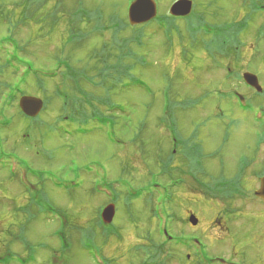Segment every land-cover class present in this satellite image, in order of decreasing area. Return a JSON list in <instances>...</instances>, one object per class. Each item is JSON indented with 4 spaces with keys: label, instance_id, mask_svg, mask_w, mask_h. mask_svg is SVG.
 Listing matches in <instances>:
<instances>
[{
    "label": "rangeland",
    "instance_id": "1",
    "mask_svg": "<svg viewBox=\"0 0 264 264\" xmlns=\"http://www.w3.org/2000/svg\"><path fill=\"white\" fill-rule=\"evenodd\" d=\"M7 1L5 15L12 17L21 11L16 9L18 0ZM176 1L159 0L158 10L167 14L170 5ZM191 2L201 21L226 31H232L237 24L241 25L238 39L221 48L215 44L210 46L216 49L213 52L204 44L211 43L212 36L202 35L191 40L184 34L181 21H174V26L182 34L177 36L176 31L172 33L170 45H167L163 32H152L151 29L155 27L153 23L144 25L145 42L142 46H132V67L137 73L135 79L123 82L126 89H119V84L117 87L110 81L109 94L116 108L109 112L113 113L114 124L107 121L104 127H96L93 123H87L77 128L86 132H63L73 131L75 125L61 119L65 112L55 89L65 87L71 95L92 90L88 85L82 86L78 80L60 78L63 68L52 79L38 80V86L35 84L36 77L28 80L26 94L39 97L43 104L36 118L21 116L17 110V100L12 108L4 109L0 115V154L8 157H0V253L8 249L19 255H13L8 263L2 261L0 264H61L63 258L58 249L59 242L52 235L57 225L52 217L61 220L67 212L73 238L79 236L82 228L92 229L96 211L105 203L102 192L96 190L101 175L109 180L126 181L132 190L151 183L149 173L152 171L154 174L163 163L157 160L156 155L163 159L171 150L162 129L166 124L161 120L168 104L166 89L170 91L168 98L173 102L169 116L179 133L177 143L180 140L188 141L189 151L172 150L170 155L173 160L170 163L172 177L183 178V182L173 189V202L168 205L169 212L174 213L175 218L172 221L165 218L162 198L157 191L148 192L152 196L140 195L129 203L120 198L114 202L113 219V224L118 228L113 230L120 232V235L115 236L118 238L101 239L105 254L111 259V264H141L147 252L144 253V247L139 250L135 248L140 242L149 243L144 238L147 233L158 242L157 232L163 225L173 233L197 234L208 245L210 254L229 253L243 264H264V257L261 256L264 232L260 229L258 216L254 214L260 209L259 204L229 199L226 202L229 204L228 216L234 218H226L224 222L220 211L217 213L224 210L222 203L209 201L211 197H216L217 191L207 194L195 180L196 175L202 180H207L209 176L218 177L222 166L231 172L238 155H250V149L258 137L264 136V114L260 112V109L264 112V10L262 6L252 8L250 3H243L244 0ZM31 4V7H35L34 11L29 10L26 4L21 8L23 12L28 10L31 13L27 16L29 20H25L27 24L17 29L15 35L24 44L21 53L31 60L33 71H55L63 57L70 60L77 72L84 68L92 74L106 65L103 55H95L101 44V36H95L92 31L75 42L77 38L72 36V32L76 28L69 30L73 20L71 16H80V7L94 9L99 4L107 13L124 17L127 0H34ZM73 21L77 29L90 31V25L83 21L82 16ZM5 25L0 19V36L6 32ZM99 25L102 24L97 19L96 27ZM141 27H138L140 31ZM100 28L103 41H110L111 32L105 26ZM130 34L128 27L121 33L123 36ZM28 39L31 40L30 45ZM228 66L232 72L229 76L226 74ZM237 71L254 75L262 90L257 89L254 93L238 81ZM41 77L42 74L39 75ZM10 79L11 73L5 69L0 80L8 82ZM233 90L247 96L251 104L240 106ZM98 93L101 94L100 91ZM84 95L90 100L88 92ZM179 153L186 155L188 160ZM256 158L258 165L264 163L263 145L257 151ZM8 162L19 163L16 174H12L9 169L12 163L8 166ZM23 168L27 169L28 174H33L34 170L44 171V180L40 185L47 189L48 200L56 209L48 207L47 212L45 204H41L42 210L32 205L27 212L31 216L37 214L33 219L28 218L27 212L21 211L28 204L29 195L23 183L36 185L40 182L38 179L36 184L33 183L31 175L26 182H22ZM54 182L64 183L68 189L49 187ZM158 182L165 185L169 179L164 173L158 177ZM233 208H242L244 212L230 215ZM189 212L198 218L195 225L188 220ZM258 215L262 216V211ZM94 231L98 237L96 243L100 244L101 235L95 227ZM54 252L58 254L54 256ZM166 252L170 253L167 264H197L195 259L181 262V259L186 260L188 253H192L189 249L170 246L158 251V256ZM70 257L67 264H100L97 257L79 247L72 248Z\"/></svg>",
    "mask_w": 264,
    "mask_h": 264
},
{
    "label": "trees",
    "instance_id": "2",
    "mask_svg": "<svg viewBox=\"0 0 264 264\" xmlns=\"http://www.w3.org/2000/svg\"><path fill=\"white\" fill-rule=\"evenodd\" d=\"M33 1L34 0H18L19 6L16 9L21 10V11L14 14L12 17H9L5 15V13L7 12L6 10H8L6 9L8 6H6L5 4L9 2L7 0H0V16L2 17V18L0 17V19L4 21L6 24L5 25L6 32L3 35V39L0 38V55H2V61H3V64L0 65V75H3L5 69H8V72L11 73L10 81L7 82L4 80H0V115L3 114V111L6 107L12 108L14 104L16 103V100L18 99L19 96L27 93L26 85L28 84V80H30L31 77L37 76L36 74L37 72L31 69V64H32L31 60L24 57L21 53L22 45L24 46V44L20 42L17 36L15 35V31L17 29H20L25 24H27L25 20L26 21L29 20V18L27 17L28 14H30L31 11H34L35 7H31L32 5L31 2ZM25 4L27 6L29 5L28 8L31 11H28V10L24 12L22 11L21 8ZM80 9L82 11V14H80V16H75V17L72 15L71 18L73 17V20H75V19H79L82 16L83 21H85V23L90 25V31H82L80 29H77V25L74 23L73 20H71L70 22L69 30L76 28V30L74 29V31L72 32V36L74 38H77L75 42L80 41L79 39L84 37L86 34L87 35L91 34L92 31H94L95 36L97 34L101 36L100 37L101 38L100 47L96 49L99 53L97 52L95 55L96 56L103 55L104 57L103 60H105L104 65L105 64L106 65L105 66L102 65L101 69H99L98 71L92 74H89L86 72V69L82 67H81L82 69H80L79 72L75 71L74 70L75 68L71 66L69 62L70 60L67 57H63L62 58L63 60H60V64L64 66L62 73H60L59 75L60 78L78 80L80 81L82 86L83 84L88 85L92 89L90 90V92L86 91L90 94V100H88V97L84 95L86 92L83 94L84 90L78 92L77 95H73V94L71 95L66 89H64L65 87L63 88L59 87L55 89L57 96H59V98L61 99L63 111L65 112L64 116L61 117V119L62 120L65 119L66 121H68L69 125H75L73 131L66 130V133H71V134L86 132V130H81L77 128L87 123H96L94 125H98L100 123L107 122V121H109L111 124L115 123L114 116L112 115L113 113L109 112L110 110H112V108H115V105L112 104L111 95L109 94V92L111 91L110 81L112 80L114 82V85L117 87L119 84L120 87L118 88L123 89L124 87H126V84L123 83L124 81L129 82L135 79V75H137V73L134 72V67H132V64L134 65V63H132V60H131L132 57L134 56L132 46L133 44L137 46H142V44L145 42V40H143L144 30L141 29L140 31L138 29L139 26H130L124 17H121L112 12L107 13V11L103 7H101L99 4L95 5L94 9L88 8V7H84V8L80 7ZM160 18H162V20ZM189 18H191V16H189ZM31 19L32 18H30V20ZM97 19L99 23L102 24V25H99L98 27H96ZM174 21H175L174 17L162 15L159 17V19H157L156 22L152 21L150 23V24L153 23L155 25V27L151 29L154 34H156L158 31H161L165 34L167 45H170L169 40H171L170 38L172 36V33H175L176 31L177 34H181L179 33L180 31L178 27L174 26L175 24ZM191 23H192L191 19H187V24L185 27L186 31L184 34L191 40L198 39L199 37H203L204 35L202 36L200 33H196V30H194V28L191 26ZM100 26L107 27V29L111 32L110 41H106V42L103 41L102 39L103 32L99 30V29H102L100 28ZM127 27L130 28L132 34H130L129 36L121 35V33L124 32L127 29ZM135 28H137V31H135ZM236 31H237V28H232V31H226V34H223L222 38L220 36L218 37L216 34L213 35L212 36L213 39L211 41V43H213L212 45L215 44L217 45L218 48H221L223 45L227 46L228 42H230L231 40H234L235 38L234 35L236 36V33H237ZM39 32H41V30ZM222 32H223V29H222ZM222 32L218 33V35H221ZM229 37L231 38L233 37V39L225 40L224 42V38H229ZM216 38H219L220 42L218 40L214 42ZM27 41H28V44L30 45L31 40L28 39ZM5 43H8L11 46V49L9 50V52H7L4 48ZM204 44H205V47H207L208 49H211L208 46L207 42ZM211 50L213 52L216 51V49L215 50L211 49ZM108 59H110L111 61L110 62L107 61ZM21 64H25L26 67L25 69L22 70L21 74L19 75ZM39 80L42 82L45 79L39 78ZM37 83L39 84L38 79H36V83H35L38 86ZM98 91H100L101 94H99ZM168 94H170V91L166 89V98L168 100V104L166 105L165 110H163L161 120L163 123L166 124V128L170 130V133L172 135L170 140H168V145H169L171 141H173L174 139L175 141L178 140L179 133L169 116V111H170V108L173 106V102L172 100L168 98ZM98 103H100L101 105H99ZM17 110H18V113L21 114L22 116V113L20 112L18 107H17ZM27 119H30V118H27ZM176 146L180 147V151L181 149H185L186 153H189L187 149L188 141L185 142V141L180 140L179 143L175 144V146H173L172 148H176ZM172 150L173 149L169 150V153L166 155V158L164 157L163 159L160 158L161 156L159 154L156 155L157 160L159 159L163 163L160 164L161 167L159 168V170H156L154 174L152 173V171L149 173L152 176V179H151L152 181L149 185L144 187L147 191L154 187H156L157 190L161 188L163 189L162 196L160 197L162 198L161 202L163 204L162 213L165 216V218L170 219L171 221L174 220L175 216H174V213L169 212L170 209L168 205H170L173 202V195H172L173 189L181 183L177 179L182 178L179 176L172 177V174L170 173L171 171L170 163L173 161L172 158L170 157V155L172 154ZM2 155L4 154L1 153L0 157ZM164 173L166 174V177L169 179V182L165 185L163 184L161 185L158 182V177ZM40 175L41 174H38L37 176V179L40 180V182L37 183L38 185L37 191L34 193V196L32 195L31 200L28 201L29 204L25 205L22 208L21 210L22 212H27V211L29 212V208L32 205L35 206L37 210H42L43 205L41 204H45L44 206H46L47 212H49L48 207H53L54 209H56L55 208L56 206L48 200V196L46 192L47 189L45 190V188H43L44 187L43 184L42 186L40 185L42 180H44V179H41ZM199 179H200L199 176L196 175L195 180L198 181ZM117 180L119 181V179ZM49 187L51 188L53 187L54 189H66L64 184H61V183L52 184ZM120 187L122 188L120 189ZM202 187L204 188V190H206L205 193L207 194H209V190H211L210 193L214 191L219 192V190H221V187H216L215 185L214 186L212 185L211 187L207 185L205 186L202 185ZM123 188H125L126 190ZM115 195L117 198L120 197V195H125L124 197L129 196L128 185H126V182H123L122 186H118V189ZM44 200H46V202ZM28 212H27V216L29 219H33L37 215L36 213H34L31 216ZM65 213H66V216L64 218L62 217L63 219L61 218V220L55 217L53 218L56 222L57 229L54 231V234L52 235L55 238H57L59 242L58 249L62 256L61 258H63L61 261V264L62 263L67 264L68 261L70 262V258H71L70 253L72 251V248L79 247L81 249L86 250L87 252H89L90 255H92L91 250L94 249L93 247H95V244H97L96 243V238H97L96 233L97 232H95L94 229L84 230L82 228L81 231H79V236L77 238H73V234L70 230L71 225L69 223L70 215H68L67 212ZM95 225H98V223L95 222ZM171 233L173 232L170 231L168 234H171ZM151 236H152L151 234L147 233V236L144 237L145 240L149 242L147 244L148 248L146 250L148 253L149 262H153V263L157 262V264H167L168 261H170V258H168L170 257L169 255L170 253L166 252V254L162 256H158V251L159 252L164 251L165 248L167 247L169 248L170 246H173L172 245L173 243L170 244V241L168 238L166 240H161V241L157 240L158 242H156L153 239L154 237L153 236L151 237ZM183 236L184 234L181 235V237ZM99 238L100 239L103 238L104 240H106L107 234L103 233V237L99 236ZM5 252H8V249ZM55 253L57 252L53 253L54 256H55ZM9 259H12V256L8 255L7 258L5 259V262L8 263ZM32 259L30 261H32ZM106 264H109V263H106Z\"/></svg>",
    "mask_w": 264,
    "mask_h": 264
},
{
    "label": "flooded vegetation",
    "instance_id": "3",
    "mask_svg": "<svg viewBox=\"0 0 264 264\" xmlns=\"http://www.w3.org/2000/svg\"><path fill=\"white\" fill-rule=\"evenodd\" d=\"M242 74H243V71L238 72V75H240L241 78H242ZM238 81H240V80L238 79ZM245 86H247V85H245ZM247 87L250 88L254 93H256V89L254 87H249V86H247ZM246 101L249 104H251L250 100L248 98H246ZM261 145H263V147H264V136L258 137L257 141L254 143V145L250 149V155H248V153H246V154L242 153V154L238 155L236 166L232 169L231 172H228L227 168L222 166V172H221V174H219L218 177H217V175L214 177H211V178L209 176L207 178V180H202L200 178L197 181V184L200 183L203 186L209 185V187H211L212 185L213 186L215 185L216 187H221V190H219V192H217L218 194L216 195V197L215 198L211 197V199L209 201H210V203H211V201L212 202L216 201V203H218V204H219V202L222 203V205H223L222 209H224V210H218L217 213H219V211H220V215L224 219V222L226 221L225 220L226 218H227V220H228V218L230 220H233V218H234V217L228 216L229 204H227L226 202H229V199L233 200L234 202H236V201L245 202L246 200H249L251 203H254L257 205L259 204L260 209L256 213H254V212L253 213L258 216V221H259V224L261 225L260 229L263 230V232H264V193L258 192V191H260V186H261L260 179L264 176V163L263 164L261 163V165H258L256 163V160H257L256 153H257V151H259ZM261 169H263V171H261ZM215 177H217V178H215ZM210 191L211 190H209V192ZM211 193H213V192H211ZM207 200H208V198H206V202H207ZM216 203H215V206L217 205ZM217 208H219L218 205H217ZM241 209L242 208H238V210H236L233 208V210L232 211L230 210L229 213H230V215L233 213H235V215H239V213L244 212V211H241ZM261 211H262V216H259L258 214ZM190 215H194V214H192V212L191 213L189 212L188 216H190ZM197 221H198V218H197ZM231 222H233V221H231ZM183 234H185V233H183ZM196 235L197 234H191L188 236H189V238L192 237L195 240ZM175 247H177V249L178 248H182L185 250L189 249L192 252V253L187 254L186 260L181 259V262H188V261H190V259H195V262L197 264L200 263V260L197 258L198 254H197L196 247L193 244L189 243L188 247H186V245L176 244ZM205 250H206V254H205L206 264H243L241 260L233 259L232 254H229V253L228 254H210L208 252V245L205 246ZM6 254H8V253H6ZM0 255H5V252H1ZM201 256L203 257V255H201ZM261 256L264 257V249L261 253ZM155 263H157V262H155ZM141 264H145L144 261H142Z\"/></svg>",
    "mask_w": 264,
    "mask_h": 264
},
{
    "label": "water",
    "instance_id": "4",
    "mask_svg": "<svg viewBox=\"0 0 264 264\" xmlns=\"http://www.w3.org/2000/svg\"><path fill=\"white\" fill-rule=\"evenodd\" d=\"M191 1L178 0L169 8L172 15L183 16L190 12ZM155 16V4L152 0H135L132 2L128 9V18L131 24H138L147 21ZM245 80L253 85L256 89L260 90L257 85L256 77L250 73H244ZM42 101L33 96H22L19 99V107L21 111L30 117L36 116L42 108ZM264 193V177L261 178L260 191ZM114 214V205L109 204L102 212V217L105 221H111ZM189 221L195 225L197 218L194 215L189 216Z\"/></svg>",
    "mask_w": 264,
    "mask_h": 264
}]
</instances>
